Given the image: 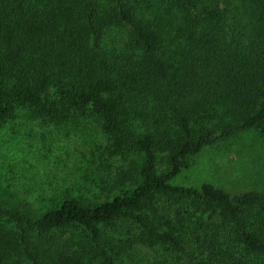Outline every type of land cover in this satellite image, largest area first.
<instances>
[{"label":"trees","instance_id":"obj_1","mask_svg":"<svg viewBox=\"0 0 264 264\" xmlns=\"http://www.w3.org/2000/svg\"><path fill=\"white\" fill-rule=\"evenodd\" d=\"M142 2L148 16L129 0H0V121L17 107L57 121L89 110L115 152L139 159L133 184L97 205L68 197L32 216L0 201V264H118L101 226L123 221L195 264H264V191L171 183L204 147L264 135V0H161L159 15ZM109 26L127 27L123 47L104 44ZM135 115L149 125L136 133ZM161 196L180 206L146 214Z\"/></svg>","mask_w":264,"mask_h":264},{"label":"rangeland","instance_id":"obj_2","mask_svg":"<svg viewBox=\"0 0 264 264\" xmlns=\"http://www.w3.org/2000/svg\"><path fill=\"white\" fill-rule=\"evenodd\" d=\"M149 1L158 5L155 12L159 15L161 0ZM129 3L139 16H148L142 0ZM169 20L175 25L174 18ZM164 27L161 40L165 41L168 29L176 32L170 26ZM126 35L127 27L109 26L104 44L123 47ZM50 90L53 92V88ZM129 124V130L135 133L149 126L138 115ZM138 162L133 150L114 151L100 119L89 110L57 121L32 117L26 108L17 107L12 117L0 121V201L19 206L32 216L68 197L91 206L111 199L133 184ZM184 162L186 165L171 180L173 185L196 188L209 182L230 193L264 191V135L255 130L206 146ZM164 167L162 161L159 168ZM179 206L173 197L161 196L143 211L149 216L154 209L171 215ZM192 220L186 218L181 224L186 227ZM128 224L123 221L113 227L101 226L118 264H195L188 254L177 253L167 244L144 240L136 226H132L131 234L126 233ZM66 230L65 236L72 239L86 237V232L77 226Z\"/></svg>","mask_w":264,"mask_h":264}]
</instances>
